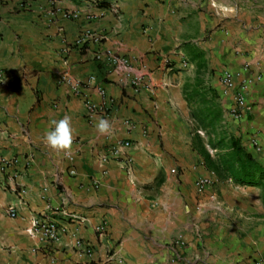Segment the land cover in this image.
I'll use <instances>...</instances> for the list:
<instances>
[{
    "label": "crops",
    "instance_id": "crops-1",
    "mask_svg": "<svg viewBox=\"0 0 264 264\" xmlns=\"http://www.w3.org/2000/svg\"><path fill=\"white\" fill-rule=\"evenodd\" d=\"M109 50L143 59L152 88H124ZM0 69V153L20 158L28 188L21 198L0 173V264H102L109 252L119 264L264 259V153L256 149L264 147V0H0ZM224 69L248 80L239 118L231 112L235 91L221 82ZM64 74L86 82L96 75L105 85L110 134L95 131L101 115H87L82 97L61 83ZM197 77L220 111L217 129L221 123L259 163L254 184L219 179L193 150V100L184 89ZM86 94L100 101L92 86ZM65 116L74 129L67 154L43 143L49 122ZM123 139L132 141L130 172L120 158L100 162ZM203 175L215 183L199 192ZM58 208L86 220L70 221ZM35 215L66 226L59 242L29 232ZM102 222L104 233L96 228ZM76 236L92 242V255H78Z\"/></svg>",
    "mask_w": 264,
    "mask_h": 264
},
{
    "label": "built area",
    "instance_id": "built-area-1",
    "mask_svg": "<svg viewBox=\"0 0 264 264\" xmlns=\"http://www.w3.org/2000/svg\"><path fill=\"white\" fill-rule=\"evenodd\" d=\"M166 1V0H159ZM67 18L76 17L75 14L65 13ZM87 36H82L76 40V44H84ZM106 58L112 67V71L119 76V79L124 88H131L134 92L138 93L142 90H150L152 87L146 80L147 66L143 59H133L129 56L116 53L112 50L107 51ZM165 61H169L165 58ZM183 66H187L186 60L182 62ZM5 80V71L0 69V84ZM61 83L66 85L73 95L82 97L83 103L87 112V115L92 118L95 115H101L105 118L110 117L112 112L113 100L107 96V90L103 83L97 81V76L92 75L89 81L86 82L76 76L64 74L61 77ZM221 82L225 87V91L234 90V101L235 104L232 107L233 116L239 118L241 116V109L246 106V91L248 87V80H242L241 82L236 81V76L228 69H224L221 75ZM92 86L98 93L100 101H93L86 94V89ZM125 124L131 127V121L126 120ZM132 146L130 139H123L116 144L111 145L107 150L104 151L100 156V162L102 164L108 163L109 160L120 158L127 171L133 169V158L129 153L126 152V148ZM256 149L260 153H264V147L257 144ZM122 157V158H121ZM30 161L27 162L29 164ZM20 158L16 155H5L0 153V173L4 177L5 184L12 185L21 198H24L28 192V188L20 182L21 173L19 171ZM74 172V171H72ZM7 182V183H6ZM215 183V177L209 175H203L196 179L195 186L199 192H203L207 187L212 186ZM95 187H99V180L95 179L93 182ZM53 212L60 213L70 221L77 223H84L86 218L76 213H70L61 208L55 209ZM8 213L11 216L17 215V209L14 206L8 208ZM100 233H104L106 229V223L102 222L96 226ZM66 226L59 222L56 218L48 217L44 215H35L32 218L31 227L29 228L30 233H37L41 239L47 244L57 243L61 240L63 233L65 232ZM177 245L183 246L186 242L182 236L175 240ZM74 248L78 255H92L95 251L94 245L89 240L82 237L76 236L74 241ZM102 264H119L114 258V253L109 252L106 259ZM77 264H95L93 261H84ZM127 264V263H124ZM243 264H264V259L254 258L244 261Z\"/></svg>",
    "mask_w": 264,
    "mask_h": 264
},
{
    "label": "trees",
    "instance_id": "trees-1",
    "mask_svg": "<svg viewBox=\"0 0 264 264\" xmlns=\"http://www.w3.org/2000/svg\"><path fill=\"white\" fill-rule=\"evenodd\" d=\"M197 73H201L200 66ZM191 87V89H190ZM189 88V89H188ZM207 89L202 79L185 87L184 93L189 102L195 95L202 98L200 104L191 107V117L194 123L192 129V147L204 161L205 167L215 172L219 179L231 178L234 185L246 186L256 182V173L261 169L253 156L241 146L239 139L225 136L218 132L217 122H220V111L216 104L207 99ZM199 130L204 131V135ZM211 150H214L212 154Z\"/></svg>",
    "mask_w": 264,
    "mask_h": 264
},
{
    "label": "clouds",
    "instance_id": "clouds-1",
    "mask_svg": "<svg viewBox=\"0 0 264 264\" xmlns=\"http://www.w3.org/2000/svg\"><path fill=\"white\" fill-rule=\"evenodd\" d=\"M94 129L101 135H108L112 131L111 122L105 117H94ZM74 142V129L72 127L71 118L65 116L61 119H52L49 127L43 135V143L46 147L55 152H63L65 154L72 151Z\"/></svg>",
    "mask_w": 264,
    "mask_h": 264
},
{
    "label": "rangeland",
    "instance_id": "rangeland-1",
    "mask_svg": "<svg viewBox=\"0 0 264 264\" xmlns=\"http://www.w3.org/2000/svg\"><path fill=\"white\" fill-rule=\"evenodd\" d=\"M208 74V73H207ZM189 82V81H188ZM194 82V80H193ZM189 84H192L191 82ZM191 89V87H190ZM193 108H195V106L200 104V101H202V98L199 95H195L193 98ZM204 104H200L199 106L203 107ZM219 127H218V132L222 133L223 135L227 136L229 133L227 131V129L224 126H221V123H218ZM225 125V124H223ZM223 127V128H222Z\"/></svg>",
    "mask_w": 264,
    "mask_h": 264
}]
</instances>
